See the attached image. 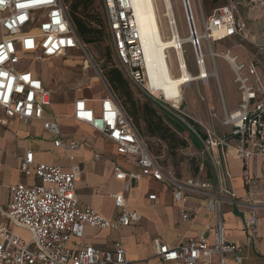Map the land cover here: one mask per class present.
I'll return each instance as SVG.
<instances>
[{
    "label": "built area",
    "instance_id": "obj_1",
    "mask_svg": "<svg viewBox=\"0 0 264 264\" xmlns=\"http://www.w3.org/2000/svg\"><path fill=\"white\" fill-rule=\"evenodd\" d=\"M102 2L119 68L131 86L152 100L171 120L192 132L205 156L199 164L200 172L207 163L213 178L203 179L199 174L182 179L171 169L164 168L151 154L116 95L107 90L96 101L98 110L89 107V100L77 98L72 119L89 125L106 143L114 145L119 155L133 162L134 169L125 171L119 165L114 168L116 179L124 181L123 191L112 195L117 211L115 219H106L92 208L82 206L77 183L84 166L75 153L83 145L63 134L61 118L50 111L51 92L34 66L85 52L86 45L76 33L65 0H0V127H7L14 120L25 125L42 122L43 130L52 137L54 148L62 151L69 162L67 169L37 163L33 151H28L20 160V174L32 182L11 184L6 204L0 205V264H130L122 239L104 250L85 246L76 251L71 245L74 239L83 236L87 227L119 232L139 225L142 216L128 210V202L133 183L143 178L168 186L174 200L182 207L183 221L191 220L186 204L192 199L207 201L213 220L197 237L182 241L176 247L171 248L156 239L157 255L164 263L215 264L216 260V264L229 261L244 264L245 251L258 240L259 216L264 207L259 201L236 197L230 185L227 160L231 155L244 163L252 158H264V78L256 60H244L232 49L216 53L211 44L237 37L245 26L237 21L234 7L223 6L210 17L203 16L205 35L199 36L190 1L182 0L188 36L181 38L174 16L171 19L165 0H161L162 17L169 30V37L163 32L165 39L177 38L179 44L171 50L176 58L178 77L183 76L181 57L185 59L186 45L192 49L200 74L196 81L182 85L183 97L178 102V98L155 96L148 87L140 32L130 0ZM214 34L219 40H215ZM204 40L210 45L208 54L204 53ZM217 59L226 62L233 74L240 93L239 105L231 112L223 105L222 119L210 110L211 121L227 131L219 134L214 128L201 125L202 137L192 124L195 120L183 111L184 90L193 83L207 85L211 78L218 79ZM208 60L213 62L214 72L208 70ZM168 61L173 73L171 55ZM203 67L207 70L205 77L201 75ZM101 160L100 155L95 156V162ZM242 179L246 185L251 183L248 169ZM149 200L156 201V195L149 196ZM226 206L242 213L243 241L233 242L226 237L223 219ZM14 227L26 230L29 238L14 234Z\"/></svg>",
    "mask_w": 264,
    "mask_h": 264
},
{
    "label": "crops",
    "instance_id": "obj_2",
    "mask_svg": "<svg viewBox=\"0 0 264 264\" xmlns=\"http://www.w3.org/2000/svg\"><path fill=\"white\" fill-rule=\"evenodd\" d=\"M193 75H198V70L196 74ZM45 84L47 85L48 82H45ZM206 98L209 111L211 110L215 112L213 97L209 92L206 97L200 95L199 102L206 103ZM97 100L98 98L89 100V107L98 110L99 103L96 102ZM223 102L224 100L221 103L222 112L223 105H225V109L228 112L234 111L238 108L237 106L236 108L229 110L227 109L226 103L224 102L223 104ZM185 103L184 96V104ZM52 108H58L60 112L55 114L52 111ZM73 109L74 102L68 105V107L52 104L50 111L57 117L61 116L62 113L66 111L72 113L73 116ZM73 122L74 123L68 121L63 122L61 120L60 127L63 134L80 141L83 145L80 151L75 153L78 161L84 166V172L77 183L78 200L82 206L92 208L102 217L106 219H115L117 217V211L114 206L112 195L123 191L124 181L116 179L114 176V168L119 165L125 171H131L134 169L133 162L127 157L119 155L116 151V147L112 144L106 143L103 137L94 131L89 125L74 120ZM12 123L17 127V130L12 135H6L5 133L0 134V138L6 142L3 150H0V183L2 182L3 177L5 178L6 183H8V187L14 183L32 182V180L28 181L25 179L19 172L20 160L28 151H33L37 163L59 166L63 169L68 168L69 162L67 157L65 158L67 160V165L54 163L48 164L43 162L41 159L43 152L40 150L42 143L39 140V137L35 136V139L30 140L31 134L26 130L31 126H38L43 132H45L43 130L42 122H32L26 125V127L21 128L17 125L20 123L19 121H10L9 125ZM9 125L4 128H8ZM79 132H82L84 135L76 136L75 134ZM45 133L51 141L50 145L55 149L51 135L47 132ZM17 136L19 137V140L16 141L15 139ZM97 142L102 146V151L97 149L94 150L95 145L93 144ZM198 143L199 147L196 146L194 142L193 145L201 150V144L199 141ZM96 155L102 157L100 162L94 161ZM227 165L231 174L230 185L234 190L236 197L243 201H259L263 203L264 207V158H252L248 163H244L231 155L227 160ZM246 169H248L252 177V181L249 185H246L242 179L243 173ZM12 172H16L17 174L15 180L11 178L10 173ZM199 174L203 179L213 178V171L207 163H205L203 171L200 172L199 170L198 175ZM151 195H156L157 200L150 201L149 196ZM207 207V201L201 199L190 200L186 204V208L191 215V220L185 222L182 219V207L174 200L168 186L156 182L151 178H143L139 183H133L128 202V210L136 212L142 216V222L139 225L121 229L117 233L120 234L122 232V236L118 234L119 236L116 238H111L113 234H116L115 231L95 230L87 227L84 229L81 238L74 239L71 247L76 251L85 246H93L104 250L112 248L113 243L116 240L122 239L125 245L127 259L130 261V264H170L164 263L158 257L155 240L160 239L172 248L178 246L182 241L197 237L207 225L213 222L211 215L208 213ZM223 219L227 239L233 242L243 241L245 234L243 231L242 213L236 208L226 206L224 208ZM245 256L247 260L244 264H264V208L261 210L259 216L258 240L252 247L245 251ZM227 264L234 263L229 261Z\"/></svg>",
    "mask_w": 264,
    "mask_h": 264
},
{
    "label": "rangeland",
    "instance_id": "obj_3",
    "mask_svg": "<svg viewBox=\"0 0 264 264\" xmlns=\"http://www.w3.org/2000/svg\"><path fill=\"white\" fill-rule=\"evenodd\" d=\"M171 2L179 35L181 38H185L188 36V31L183 13L182 0H171ZM192 2L194 16L196 18L197 28L200 35H205V29L202 24L203 16L205 18L210 17L219 7H234L236 19L240 24L245 26L244 30L235 38L219 43H212L211 46L216 53H224L226 49H232L234 53L238 54L244 60H256L264 78V0H192ZM155 8L157 11L155 21L158 22L159 27L162 28L164 34L169 37L168 25L165 18H163L161 26L160 13L163 16L164 9L160 0H153L149 6L142 9V12L151 13L152 10L155 11ZM92 14L97 23L94 26L97 27V29L102 30V35L97 44L86 45L85 52H76L69 58L56 59L50 62L39 63L34 66L35 70L40 73L43 81L48 82L46 86L51 92L53 105L68 107V105L73 103L79 97L92 100L103 96L107 90L112 91L107 83L106 71L111 67L119 68V63L114 50L113 40L109 33L102 0H95L92 7ZM166 42H168V46L171 48L170 41ZM203 49L204 53H209L210 45L206 40L203 41ZM184 50L188 70L191 73L196 74L197 68L191 47L186 45ZM169 54L171 55L174 76L178 77L179 74L177 71L178 67L175 55L170 51ZM87 64L89 65V68L86 67ZM207 66L210 72L214 71L215 68L211 60H208ZM216 68L219 75L218 79L220 85L216 78H211L206 86L201 82L193 83L190 88L185 89L184 96L186 103L183 106V111L193 118L196 125L201 129H203L201 125H204L206 127L214 128L216 132L220 134L227 129L222 128L216 121H211L209 116L210 111L207 106V98L206 103H200L199 96L202 95L203 97H206L209 92L213 97L215 112L218 117L222 119V101L224 100L226 103L227 109L230 110L236 108L239 104L240 93L233 82V74L229 66L223 60L217 59ZM131 89L136 101L139 103L146 101L144 94L139 89L133 86H131ZM115 95L119 104L123 107L124 100L120 95ZM156 109L164 123L173 131H176L177 136L188 143V147L183 149L180 148L172 152L162 140L146 137L144 135L145 131L143 123H141L142 130H139L140 137L148 146L151 154L162 164L170 166L171 168L169 169H171L178 178L183 179L193 175L195 172V165L198 163L201 164L205 159V156L201 154V150L193 145V140H196V138L193 137V134L189 129L171 120L160 110V108L156 107ZM52 111L55 114L60 112L58 108H52ZM59 117L63 122L68 121L74 123L72 113L69 111L63 112ZM17 125L19 128L26 127L23 123H18ZM16 130V125L12 123L8 128L0 127V134L5 133L6 135H12ZM26 131L31 134L30 140L35 139V136L39 137V140L42 143L40 150L43 152L41 158L43 162L48 164L54 163L67 165V160L65 159L66 155L61 151L52 148L50 145L51 141L40 127L31 126ZM75 135L83 136L84 134L79 132ZM15 140H19V137L17 136ZM5 145L6 142L0 138V150H3ZM93 145H95L94 150H103L98 142ZM10 175L13 180L17 177L16 172H12ZM7 195L8 183H6V180L3 177L2 182L0 183L1 206L6 204L8 198ZM12 232L24 239L29 238V233L24 229L14 227L12 228ZM115 233L116 234H113L111 238H116L119 235L122 236V232L120 234L117 232Z\"/></svg>",
    "mask_w": 264,
    "mask_h": 264
},
{
    "label": "trees",
    "instance_id": "obj_4",
    "mask_svg": "<svg viewBox=\"0 0 264 264\" xmlns=\"http://www.w3.org/2000/svg\"><path fill=\"white\" fill-rule=\"evenodd\" d=\"M69 8V14L72 24L76 30L77 35L85 45H94L100 40L102 30L97 29L94 25L97 24L93 14L92 7L95 0H65ZM107 83L112 91L120 95L123 101V110L132 119L133 125L139 134L142 130L141 123L144 124V135L150 138H158L166 143L172 152L178 149L188 147V143L177 136V132L173 131L167 126L162 117L158 114L156 104L145 97L146 101L139 103L134 99L133 92L129 81L126 79L123 71L118 67H111L106 71ZM158 108V107H157ZM200 135L203 137V130L192 123ZM140 135V134H139ZM195 139V138H194ZM196 146L199 143L193 140ZM158 160V159H157ZM158 162L164 168H171L168 165ZM200 167L199 163L195 165V172L191 176H197Z\"/></svg>",
    "mask_w": 264,
    "mask_h": 264
},
{
    "label": "bare ground",
    "instance_id": "obj_5",
    "mask_svg": "<svg viewBox=\"0 0 264 264\" xmlns=\"http://www.w3.org/2000/svg\"><path fill=\"white\" fill-rule=\"evenodd\" d=\"M152 1L153 0H130L131 7L136 18L137 28L140 32L144 66L148 77V87L155 96L165 95L171 98H178V102H180L183 97L182 85L191 81H196L195 79L198 78L200 74H191V72L188 70L184 57H181V65L184 69L183 76L176 77L173 75L168 57L170 55L169 51L171 52L173 48H178V40L177 38L174 40L165 39L162 28L159 27L158 22L155 21L157 14L156 8L155 11L152 10L151 13L142 12V9L149 6ZM189 1L194 13L193 2L192 0ZM165 2L169 10L168 15L171 17V19H173L174 12L172 8V2L171 0H165ZM160 18L162 26L163 17L161 13ZM194 19L197 26L195 16ZM173 20H175V16ZM198 35L200 36L199 31ZM214 37L215 40H219L217 34H214ZM179 39L181 38L179 37ZM166 41H170L171 48H169L168 42ZM179 54L181 55V52H179ZM86 67L89 68V65L87 64ZM206 71L207 70L203 67L201 75H204V77L207 76Z\"/></svg>",
    "mask_w": 264,
    "mask_h": 264
},
{
    "label": "snow or ice",
    "instance_id": "obj_6",
    "mask_svg": "<svg viewBox=\"0 0 264 264\" xmlns=\"http://www.w3.org/2000/svg\"><path fill=\"white\" fill-rule=\"evenodd\" d=\"M21 7H23V5H21Z\"/></svg>",
    "mask_w": 264,
    "mask_h": 264
}]
</instances>
